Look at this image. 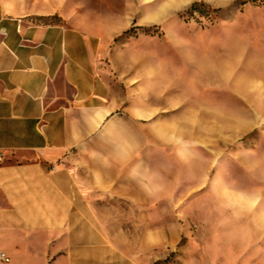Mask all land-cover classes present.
I'll return each instance as SVG.
<instances>
[{
	"label": "crops",
	"instance_id": "obj_1",
	"mask_svg": "<svg viewBox=\"0 0 264 264\" xmlns=\"http://www.w3.org/2000/svg\"><path fill=\"white\" fill-rule=\"evenodd\" d=\"M91 1L0 0V264H147L176 242L154 216L169 172L103 74L123 24Z\"/></svg>",
	"mask_w": 264,
	"mask_h": 264
},
{
	"label": "rangeland",
	"instance_id": "obj_2",
	"mask_svg": "<svg viewBox=\"0 0 264 264\" xmlns=\"http://www.w3.org/2000/svg\"><path fill=\"white\" fill-rule=\"evenodd\" d=\"M105 1L103 74L176 194L147 264H264V0Z\"/></svg>",
	"mask_w": 264,
	"mask_h": 264
},
{
	"label": "built area",
	"instance_id": "obj_3",
	"mask_svg": "<svg viewBox=\"0 0 264 264\" xmlns=\"http://www.w3.org/2000/svg\"><path fill=\"white\" fill-rule=\"evenodd\" d=\"M3 157V153L0 151V160H2ZM0 260L8 262L9 261V257L2 251H0Z\"/></svg>",
	"mask_w": 264,
	"mask_h": 264
}]
</instances>
